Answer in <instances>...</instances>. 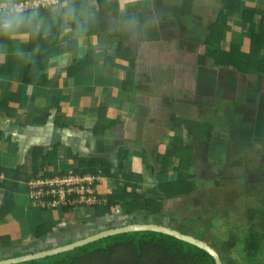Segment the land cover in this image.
Returning a JSON list of instances; mask_svg holds the SVG:
<instances>
[{"label": "crops", "instance_id": "obj_1", "mask_svg": "<svg viewBox=\"0 0 264 264\" xmlns=\"http://www.w3.org/2000/svg\"><path fill=\"white\" fill-rule=\"evenodd\" d=\"M72 1L65 0L62 5ZM111 1L117 4V14L100 7L96 11L97 19L81 12L77 18L66 16L62 25L57 20L52 21L54 25L47 24L55 13L50 5L15 14L22 19L15 27L24 31L6 32L0 40V167H19L20 175L12 193V208L0 219V236L19 242L3 244L0 248L31 243L36 239L37 225L47 221L53 228L56 221L62 219L59 207H43L27 195V183L37 175L70 174L87 178V189L95 198L89 204L73 207L71 212L75 219L76 213L94 214V202L105 201L113 188L110 175L118 179L134 175L127 190L145 192V198H158L162 194L155 185L171 180L166 176L178 158L171 156L167 169L160 171L159 163L157 166L153 159L154 151L169 149L174 140L193 148L192 142L183 136L184 127L171 121L163 129L159 141L155 139L158 109L149 95L139 92L144 88L134 76L139 68H153L150 63L141 65L138 57L142 49L139 39L144 31L153 27L159 31L169 28L165 18H154V14L139 18L140 14L135 16L134 11L143 10L147 5L146 11L150 14L152 7L162 6L165 0H154V6L150 0ZM263 1L241 0V5L246 2L261 9ZM135 2L139 7L134 8ZM93 5L96 9L95 1ZM166 8L170 9L169 5ZM226 14L231 16H227V42H246L248 34L241 11ZM74 23L89 26H84L79 33ZM92 24L103 34V39L93 30ZM133 32L142 35L136 37ZM118 38L132 45L135 66L115 56ZM159 51L162 53L161 49ZM260 53L264 56V49ZM73 63L76 68L69 72L67 67ZM172 63H165L164 67L154 64L159 69L161 84L170 78L167 73ZM143 150L147 152L148 162L155 167L152 172L142 160ZM2 178L0 171V180ZM136 181L139 186L135 185ZM3 193L0 187V203Z\"/></svg>", "mask_w": 264, "mask_h": 264}, {"label": "rangeland", "instance_id": "obj_2", "mask_svg": "<svg viewBox=\"0 0 264 264\" xmlns=\"http://www.w3.org/2000/svg\"><path fill=\"white\" fill-rule=\"evenodd\" d=\"M166 2L174 3L175 0ZM189 2L191 11L186 18L182 16L176 19L170 13L172 10L163 5L152 7L150 14H147V5L143 10L134 11L135 16L140 14L139 18L154 14V18L159 16L169 22L166 23L169 28L165 30H155L152 25L153 28L146 29L144 35L132 33L136 37L143 36L139 39V47L142 49L138 57L141 65L150 63L155 68L154 64L159 63L164 67L165 63L173 62L167 73L170 78L164 84L160 83L159 69L156 68H139L134 71V76L144 88L139 89V92L149 95L157 106L159 117L156 119L155 139L159 141L163 129L171 121L170 115H174L188 122V127L173 124L184 127L187 131L183 134L184 138L193 144L194 164L190 170L195 174L199 189L174 203L162 199V195L154 198L162 199L161 218L170 224L171 215L180 208L184 219H194L196 229L210 224L211 228L207 229L212 230L217 243L223 244V254L220 255L225 257V248L238 242L234 231L249 226H255L256 229L264 227L261 224L264 221V74H245L233 67H216L209 57V49L204 45L203 38L221 2ZM150 3L154 6V0H150ZM244 10L255 11L256 8L244 2L240 11ZM253 21L257 24L258 18L253 17ZM179 23L181 25H176ZM241 48L248 50L247 40L241 43ZM160 49L162 53H159ZM209 122L210 127L206 124ZM233 126L234 133L229 134ZM206 131H209L210 137ZM238 132H245L247 139L240 137L241 133L239 135ZM239 138L246 142L244 146L238 144ZM155 163L158 166V162ZM174 175L173 167L166 178L173 179ZM144 193L140 194L146 197ZM86 196L83 201L87 202L77 205L84 206L94 201L95 197H91L90 192ZM126 217L144 219L151 215L144 214L143 210L126 215L119 207L103 216L85 211L76 213L75 219H53L56 225L52 229L62 232L87 224L116 223Z\"/></svg>", "mask_w": 264, "mask_h": 264}, {"label": "trees", "instance_id": "obj_3", "mask_svg": "<svg viewBox=\"0 0 264 264\" xmlns=\"http://www.w3.org/2000/svg\"><path fill=\"white\" fill-rule=\"evenodd\" d=\"M18 1V0H11ZM93 1L96 2V9L94 8ZM191 0H175L174 3L166 2L162 4L164 7L169 5L175 18L184 16L189 13V4ZM220 7L217 9L215 17L209 22L207 26L206 34L204 35V45L209 49V57L212 59V63L216 67H233L245 74H264V58L261 56V50L264 49V1L261 9L255 11L244 10L241 12V20L246 27L245 31L248 34V50L241 48L242 41H228L227 31L229 24L227 23L226 12H238L241 6V0H220ZM61 3V4H60ZM65 0H60L58 3L50 4L55 9L54 15L48 19L47 24L54 25L58 21L60 25L63 24V20L66 16H73L75 18L80 17L81 12H86L87 15L92 14V19H97L98 10L100 7L105 8L111 14H117V4L111 0H74L70 4L62 5ZM168 3V4H167ZM61 5L58 7V5ZM134 8L139 7L135 2ZM97 11V12H96ZM25 13V12H23ZM20 15L21 13H16ZM82 14V13H81ZM257 16V24L253 21V17ZM22 19L17 18L16 23ZM14 26L9 30H1L0 40L4 33L8 32H21L24 31L21 27ZM75 24V23H74ZM84 26H89L86 23L75 24V29L82 31ZM93 26V27H92ZM92 28L96 31L95 24H92ZM34 30V29H33ZM30 31V30H29ZM31 32V31H30ZM97 32V31H96ZM99 38L103 39V34L98 33ZM132 38V37H131ZM225 43V46H222ZM116 57L127 60L130 66H135V55L132 52V45L130 43H124L120 38L117 39V51ZM76 68V63L67 67L69 72ZM126 79V78H125ZM126 82V80H125ZM171 122L175 124H183L188 127V122L183 119H179L176 116H171ZM209 127L211 123H206ZM231 129L229 134H233ZM247 132V131H246ZM239 133V132H238ZM241 133V135H240ZM240 137L246 140L247 136L245 132H240ZM206 134L210 137L209 131ZM243 139H238L237 142L240 146L245 145ZM207 144L208 141H207ZM193 148L190 145L179 144L176 140L172 142V145L167 150H155L153 153V159L159 163V170L165 171L169 164V158L175 156L178 158L177 164L174 166L175 177L166 182L156 184L155 187L162 194V199H167L174 202H178L181 198H187L190 194L197 191L199 186L195 181V174L191 172V167L194 164L192 157ZM142 160L145 165H149L151 171L155 170V167L151 165L146 159L147 152L143 150L141 152ZM0 171L3 173V178L0 180V187L4 189L3 197L0 203V219L3 218L12 208V193L18 185L19 180V167L5 168L0 167ZM96 173V172H95ZM43 175V174H42ZM113 177V188L107 193L106 199L103 203L98 204L94 202L95 216H103V214H111L114 208L119 207L124 214H131L135 211H142L146 215L157 216V221H161L158 216L162 217V199H150L145 198L138 192H132L127 190V187L131 184L132 176H127L122 179ZM138 181L135 182V185ZM142 202V203H141ZM181 203V202H179ZM77 203L65 204L60 207L62 213V219L72 218L73 213L71 209L75 207ZM172 218L178 217L183 221L195 222L190 217L184 219L183 211L180 208L171 215ZM179 222V220H174ZM191 223L192 226H195ZM264 224V221L261 223ZM112 223L107 222L104 224H87L85 227H79L78 231L80 236L87 235L99 229L109 227ZM261 225V227H262ZM52 225L45 221L37 225L34 231V237H40L44 233L52 230ZM210 227L204 226V228L193 227L196 236L205 239L208 243L213 245L220 254L222 253V243L216 242L212 235V230L207 229ZM260 227V226H259ZM264 227L261 229L255 226H249L243 230L234 231L237 235L238 242L235 245L226 247L224 255L221 256L223 264H264ZM183 231V230H182ZM211 231V232H210ZM64 230L63 233H65ZM199 234V235H198ZM195 235V234H194ZM79 236V237H80ZM72 240V239H70ZM67 240V241H70ZM19 240H11L8 236H0V245H11L17 243ZM229 256V257H228ZM251 262L249 261V258ZM13 264H215L213 258L203 249L178 239L174 236L164 234L161 232L140 230L122 232L106 237L99 238L84 245L75 247L73 249L63 251L57 254L48 255L42 258L22 261Z\"/></svg>", "mask_w": 264, "mask_h": 264}, {"label": "water", "instance_id": "obj_4", "mask_svg": "<svg viewBox=\"0 0 264 264\" xmlns=\"http://www.w3.org/2000/svg\"><path fill=\"white\" fill-rule=\"evenodd\" d=\"M159 219H161V221H157L156 215L144 219L138 217H130L129 219L126 217L123 221L116 223L111 222L112 225L109 227L99 229L84 236L76 237L70 241H63L59 238L60 235L64 234L63 231H53L34 239V241L26 245H16L9 249L0 248V264H13L42 258L73 249L102 237L140 230L156 231L174 236L206 251L213 258L215 264H223L217 249L205 239L175 228L165 222L161 217Z\"/></svg>", "mask_w": 264, "mask_h": 264}, {"label": "built area", "instance_id": "obj_5", "mask_svg": "<svg viewBox=\"0 0 264 264\" xmlns=\"http://www.w3.org/2000/svg\"><path fill=\"white\" fill-rule=\"evenodd\" d=\"M60 0H18L5 1L9 7H14L16 13H23L29 10L48 7L50 4L58 3ZM4 13H0L3 15ZM91 182V181H89ZM28 196L34 201H38L42 206L47 208L61 207L65 204L82 203L89 192L87 189V178L74 175H60L53 177H43L37 175L27 183Z\"/></svg>", "mask_w": 264, "mask_h": 264}, {"label": "flooded vegetation", "instance_id": "obj_6", "mask_svg": "<svg viewBox=\"0 0 264 264\" xmlns=\"http://www.w3.org/2000/svg\"><path fill=\"white\" fill-rule=\"evenodd\" d=\"M174 220H176V221L179 220L180 223L179 222L176 223ZM191 223H192L191 221L189 223L187 221H183L182 219H179L178 217L170 218V225H172L173 227L178 228L180 230H184V231L189 232L191 234L197 235V233L193 229V227H195V226H192ZM194 223L195 222H193L192 224L194 225ZM78 230L79 229H67L66 232L63 235H60L59 238L61 240H63V241H67V240L79 237L80 236V232ZM219 255H220V253H219ZM220 257H221V255H220Z\"/></svg>", "mask_w": 264, "mask_h": 264}, {"label": "clouds", "instance_id": "obj_7", "mask_svg": "<svg viewBox=\"0 0 264 264\" xmlns=\"http://www.w3.org/2000/svg\"><path fill=\"white\" fill-rule=\"evenodd\" d=\"M16 9L14 7H9L8 3H0V30L11 29L17 21V16L15 15Z\"/></svg>", "mask_w": 264, "mask_h": 264}]
</instances>
